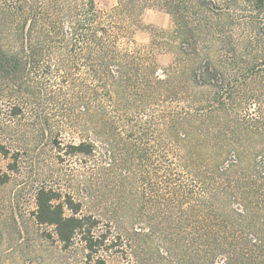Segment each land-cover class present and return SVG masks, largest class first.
Returning a JSON list of instances; mask_svg holds the SVG:
<instances>
[{"label": "trees", "instance_id": "16d2710c", "mask_svg": "<svg viewBox=\"0 0 264 264\" xmlns=\"http://www.w3.org/2000/svg\"><path fill=\"white\" fill-rule=\"evenodd\" d=\"M176 1L116 0L104 10L96 0H0V115L69 100V114L107 147L108 162L97 166L102 179L122 184L129 166L137 203L142 183L147 211L132 220L133 255L145 243L151 264H264V22L236 31L220 14L197 20L194 80L202 91L194 113L167 107L144 122L143 112L176 92V73L158 75L157 52L175 51L171 68L187 54L174 50L168 30H151L146 48L130 45L147 9L178 18ZM249 3L262 11V1ZM7 125L1 117L0 131ZM70 148L89 159L100 149L86 140ZM9 179L0 173V186ZM58 201L52 190L39 191V223L54 226L66 246L81 234L97 253L106 240L95 236L97 218L79 217L81 204L70 197Z\"/></svg>", "mask_w": 264, "mask_h": 264}, {"label": "rangeland", "instance_id": "374dc122", "mask_svg": "<svg viewBox=\"0 0 264 264\" xmlns=\"http://www.w3.org/2000/svg\"><path fill=\"white\" fill-rule=\"evenodd\" d=\"M250 1L254 0H177L178 18L162 9L145 11L141 19L143 27L130 46L146 48L151 41V30H168L174 35V50L182 46L187 55L180 57V67L171 68L175 51L157 52L158 75L164 79L167 74L176 73V92L169 102L164 100L143 112L142 121L161 115L167 107L190 108L194 113V102L202 90L194 80L193 25L199 19L219 14L225 16L231 22L229 28L236 31L245 30L243 22L260 19L264 22V0H260L262 11L259 13ZM96 2L104 10L116 5V0ZM161 38L163 40L164 36ZM68 101L59 96L41 100L18 118L8 117L7 112L0 115L8 124L7 131H0V146L9 152L7 157L0 150V173L10 176L8 183L0 186V264H151L145 243L136 256L129 245L131 233L136 229L132 220L137 213L147 211L141 181L137 203L136 193L126 176L129 166L123 169L126 179H122V184L113 175L102 179L97 166L98 160L108 162V156L103 154L107 147L99 144L93 129L69 114ZM5 105V101L0 102V106ZM77 122H81L80 125ZM150 130L153 140L158 139L161 127L157 124ZM84 140L100 147L95 158L71 152L70 146ZM42 189L55 192L58 202L70 197L81 204L79 217L93 215L97 218L95 236L101 239L103 235L106 239L97 253L91 254L81 234L66 246L59 240L54 226L39 223L37 196ZM66 214L71 215V212L66 211ZM119 234L123 235L121 241Z\"/></svg>", "mask_w": 264, "mask_h": 264}]
</instances>
